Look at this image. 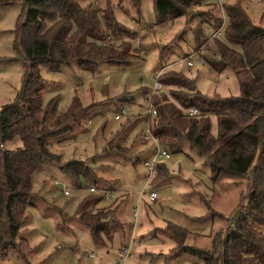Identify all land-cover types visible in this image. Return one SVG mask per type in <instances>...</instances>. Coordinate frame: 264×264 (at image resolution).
I'll list each match as a JSON object with an SVG mask.
<instances>
[{
  "label": "trees",
  "instance_id": "1",
  "mask_svg": "<svg viewBox=\"0 0 264 264\" xmlns=\"http://www.w3.org/2000/svg\"><path fill=\"white\" fill-rule=\"evenodd\" d=\"M131 1L139 12L140 0ZM203 1L153 0L157 23L187 15L190 7ZM15 2H21L22 12L13 29L14 47L23 56L24 72L13 101L0 108V251L11 248L23 257L29 250L22 236L29 218L27 209L38 202L31 179L44 163H56L78 188L83 178L89 187L110 192L100 188L103 178L91 162L77 158L65 161L62 153L52 150L54 143L75 139L74 127L89 108L78 97L63 112H57L58 97L43 105L46 83L39 67L54 72L62 64L76 61L79 67L94 71L102 62L125 67L140 57L131 43L136 34L115 19L110 7H83L78 0H0V6ZM223 12L227 21L216 17L218 24L211 27V36L201 40V28L193 33L196 47H204L207 53L200 54L201 59L214 72L234 73L239 96H207L182 73H160L158 80L167 91L151 98L150 91L143 92L157 114L128 120L111 133L101 151L127 158L146 152L150 145L156 147L144 130L127 143L129 133L144 121L170 155L185 148L195 152L211 171L213 181L222 176L245 179L247 204L239 206L221 237L213 238L211 249L185 245L193 234L180 226L167 224L163 230L176 243V252L195 256L204 264H264V28L252 23L240 2L224 4ZM222 23L221 35L215 36ZM188 108L197 109L198 114L189 116L185 112ZM212 116L217 119L215 133ZM15 138L21 146L9 149L7 143ZM136 144L144 148L133 152ZM170 176L166 164L157 161L151 183H164ZM95 192L81 200L75 219L87 227L96 245H104V239L110 240L117 231L124 232V226L117 216L118 207L98 206L102 196Z\"/></svg>",
  "mask_w": 264,
  "mask_h": 264
},
{
  "label": "rangeland",
  "instance_id": "2",
  "mask_svg": "<svg viewBox=\"0 0 264 264\" xmlns=\"http://www.w3.org/2000/svg\"><path fill=\"white\" fill-rule=\"evenodd\" d=\"M78 2L83 7L100 10L110 7L115 19L136 34L131 43L140 58L125 67L102 62L94 71L79 67L76 61L62 64L54 72L42 65L39 72L46 86L41 101L46 105L58 97L57 112L67 110L74 97L88 106V114L74 127L75 139H67L64 144L54 143L52 150L62 153L65 161L77 158L91 162L103 178L100 188L110 190L107 200L102 196L103 191L96 189L95 193L102 196L98 206L116 205L124 232L117 231L110 240L104 239V245H96L87 227L75 219L81 200L92 193L88 181L80 179L81 188H78L56 163L46 162L31 179L38 202L27 209L29 218L22 230L29 250L23 257L11 248L0 251V264H118V252L128 246L130 240L134 244L124 264H204L195 256L176 252V243L163 228L167 224L180 226L193 234L187 237L185 245L211 249L213 238L221 237L239 206H246V180L222 176L213 181L203 160L185 148L184 152L171 154L168 159L157 158L166 164L171 176L164 183L149 184L143 161L154 155L155 147L150 145L146 152L127 158L101 150L114 130L148 113L151 102L145 100L143 92L152 89L157 73L170 70L182 73L195 81L197 90L207 96L214 93L239 96L240 87L234 73L230 70L214 72L201 59L200 54L207 53L204 47H196L193 33L201 28V40L211 36V27L218 24L216 17H223L226 23L224 12L215 8L212 0H204L190 7L187 15L157 23L153 0H140L139 12L131 0ZM238 2L252 23L264 28V0H227L225 4ZM21 12V2L0 6V108L13 101L22 84L24 60L14 47L13 34ZM188 56L193 62L191 67L184 59ZM121 108L125 113L120 120L115 119ZM146 125L144 121L138 123L129 133L127 143ZM211 127L215 133V116L211 117ZM19 146L21 142L17 138L7 143L9 149ZM143 148L136 144L133 152ZM60 185L68 189L67 196ZM143 190L155 191L157 198L142 201L147 199L143 197L139 201L138 195ZM90 252L94 253L93 258L87 257Z\"/></svg>",
  "mask_w": 264,
  "mask_h": 264
},
{
  "label": "built area",
  "instance_id": "3",
  "mask_svg": "<svg viewBox=\"0 0 264 264\" xmlns=\"http://www.w3.org/2000/svg\"><path fill=\"white\" fill-rule=\"evenodd\" d=\"M213 3H215L219 9L223 12V7H224V4L227 0H212ZM223 26H224V23H222V25L214 32V35L215 36H219L221 35L222 33V30H223ZM186 61V64L187 66L191 67L193 66V62L192 60H189L188 58L185 59ZM159 75L160 73H157L156 75H154L153 79L155 81L152 89L150 90L149 92V95H148V98L161 91L162 90V85L161 83L159 82L158 78H159ZM185 112L189 115V116H192V115H196L198 114V110L195 109V108H188L185 110ZM125 113V109L124 108H121L116 114H115V119H119L121 117L122 114ZM148 114H149V117H154L156 114H157V111H156V108L155 106L150 103V108L148 110ZM144 134H146L145 136H149L153 142L155 143V153L154 155L150 158V159H146L144 160L143 162V165L144 167L147 169V183H151V181L153 180V178L155 177L156 175V163H157V158H165V159H168L170 158V153L168 150H166L164 147H162L161 143L157 140V138H155L152 134H151V131H150V128H149V123L146 125L145 129H144ZM57 184V182H55ZM62 188V191H63V194L65 196H67L69 194V191L67 188ZM89 191L90 192H95V188L94 187H89ZM102 196L103 198L105 199H109L110 198V194H109V191H103L102 192ZM143 197H146L148 201H154L156 198H157V194L155 191H149V192H146L145 190L141 191L138 195V199L139 201L143 198ZM133 215L137 216V210L135 209L134 212H133ZM134 244V241L133 240H130L128 246H123L121 248V250L118 252V258H117V263L118 264H124V261L126 260L128 254H129V250H130V246H132ZM87 257L88 258H93L94 257V253L93 252H90L87 254Z\"/></svg>",
  "mask_w": 264,
  "mask_h": 264
},
{
  "label": "water",
  "instance_id": "4",
  "mask_svg": "<svg viewBox=\"0 0 264 264\" xmlns=\"http://www.w3.org/2000/svg\"><path fill=\"white\" fill-rule=\"evenodd\" d=\"M60 187H61V185H60Z\"/></svg>",
  "mask_w": 264,
  "mask_h": 264
}]
</instances>
